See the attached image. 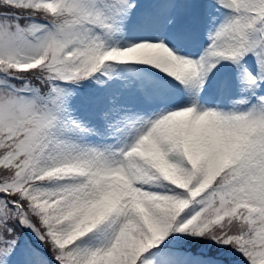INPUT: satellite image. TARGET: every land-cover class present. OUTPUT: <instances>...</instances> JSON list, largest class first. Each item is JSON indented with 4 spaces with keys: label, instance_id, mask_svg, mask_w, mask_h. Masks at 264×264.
Masks as SVG:
<instances>
[{
    "label": "snow or ice",
    "instance_id": "obj_1",
    "mask_svg": "<svg viewBox=\"0 0 264 264\" xmlns=\"http://www.w3.org/2000/svg\"><path fill=\"white\" fill-rule=\"evenodd\" d=\"M0 264H264V0H0Z\"/></svg>",
    "mask_w": 264,
    "mask_h": 264
}]
</instances>
